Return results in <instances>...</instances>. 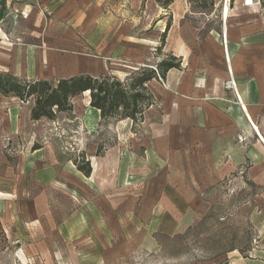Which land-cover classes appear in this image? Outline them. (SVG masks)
Instances as JSON below:
<instances>
[{
	"label": "rangeland",
	"instance_id": "1",
	"mask_svg": "<svg viewBox=\"0 0 264 264\" xmlns=\"http://www.w3.org/2000/svg\"><path fill=\"white\" fill-rule=\"evenodd\" d=\"M20 1L26 9L12 11L0 28L18 47L23 79L56 84L91 74L123 81L168 55L157 58L161 37L146 35L156 1L137 10L131 0ZM187 2V20L220 49L223 10L231 7L235 21L228 25L239 39L230 43L242 46L243 69L255 74L242 84L235 78L237 85L248 98L263 99L264 0L250 9L243 0ZM221 58L225 63L223 52ZM223 77L227 88V71ZM88 101L85 93L72 111L33 124L23 138L0 139L14 168L13 176L0 177V264H59L61 248L72 241L95 247L98 264H264V185L251 180L264 183V161L210 183L203 152L172 144L176 129L164 109L155 106L134 124L102 120ZM10 105H0V113L10 114ZM88 162L90 177L77 168ZM22 180H33L31 194Z\"/></svg>",
	"mask_w": 264,
	"mask_h": 264
},
{
	"label": "crops",
	"instance_id": "2",
	"mask_svg": "<svg viewBox=\"0 0 264 264\" xmlns=\"http://www.w3.org/2000/svg\"><path fill=\"white\" fill-rule=\"evenodd\" d=\"M83 1L64 0L65 3H73V6L82 5ZM3 2L5 6L4 18L0 21V25L2 24L4 27L6 19L12 11L24 10L26 7L22 4L24 2L20 0L19 2L3 0ZM143 2H146L149 8L153 7L155 0H131L130 6L137 10L142 7ZM156 5L158 11L154 16H151L152 20L154 19L153 26L148 29L146 35L153 40L162 37L168 22L166 17L170 16L172 25L166 38L164 52L181 58L182 67L180 70H171L168 73L164 80L165 88L163 91H157L158 80L150 83L149 87L155 97V104L145 113L146 119L155 106L164 109L165 114L169 113L176 129V135H172V144L192 145L203 152L207 162L205 168L211 170V174L208 175L210 183L215 181L214 175L219 177L217 181L224 180L227 175L241 169L242 165L248 161L253 165L252 169H256L255 160L264 161V140L260 139L261 136L264 138L262 132L264 128V109H262L264 98L257 100V97H251L250 99L244 92V88L239 87L237 82L236 91L228 90L223 83V74L227 71L229 75V68L233 76L240 81V84L243 81L254 80L255 77L252 67L246 71L243 69L242 46L235 44L232 48L230 43L232 37L235 41L239 39L235 33L233 35V31L231 33L228 25L235 21L230 19L231 12H229L227 21L225 18L222 20L225 39L227 38L225 41L227 43L226 53L224 35L221 51L217 39L211 34L200 37L197 30L187 20L186 16L189 13L187 0H174L169 10H164L158 4ZM230 9L231 7L229 11ZM226 24L228 26L227 35L225 33ZM9 36V32L5 28H0V67L3 68L0 72L20 80H46H27L18 74V47L5 42ZM255 50H259L258 44ZM222 52L225 63L222 62ZM158 61L160 62V60ZM106 76L109 75L98 78ZM253 85L251 82L248 88L254 90ZM77 99L78 97L73 100V108ZM5 102L11 104L12 107L10 114L0 113V139L5 136H13L14 139L23 138L29 133L33 124L42 121H32L31 110L33 106L31 103L25 104L17 98L0 96V105ZM88 106L90 107V97ZM93 110L100 116V112L96 109ZM13 174L14 168L11 167L4 149L0 148V177L13 176ZM251 180L254 184L264 185L253 176ZM22 182L25 194H31L34 186L33 180H22ZM9 194L11 195V193ZM72 242L61 248L59 264H98V259L93 254L95 247L90 246L89 242H82L81 244ZM106 264L114 263L107 259Z\"/></svg>",
	"mask_w": 264,
	"mask_h": 264
},
{
	"label": "trees",
	"instance_id": "3",
	"mask_svg": "<svg viewBox=\"0 0 264 264\" xmlns=\"http://www.w3.org/2000/svg\"><path fill=\"white\" fill-rule=\"evenodd\" d=\"M164 10L174 3V0H155ZM4 2H0V21L4 18ZM172 25L169 18L162 34L157 57H162L166 46V38ZM182 59L168 54L162 57L155 67L146 66L138 73L129 76L124 81L113 77H94L80 75L62 79L54 84L47 80H20L12 75L0 74V96L17 98L22 103L33 101L31 119L34 122L47 119L54 120L58 113L73 110V100L89 93L90 107L100 112L102 120L125 121L134 124L143 123L145 113L155 104V97L149 87L154 80L166 79L171 70H180ZM99 154V152H98ZM79 171L87 177L92 169L89 162L86 166H78Z\"/></svg>",
	"mask_w": 264,
	"mask_h": 264
},
{
	"label": "built area",
	"instance_id": "4",
	"mask_svg": "<svg viewBox=\"0 0 264 264\" xmlns=\"http://www.w3.org/2000/svg\"><path fill=\"white\" fill-rule=\"evenodd\" d=\"M243 4H244L245 8L250 9V8L257 7L259 5V2H258V0H243ZM228 8H230L229 5H228ZM223 17L225 18V7L223 10ZM225 41H226V39H225V35H224V48L226 49V53H227V43H225ZM159 82H161L163 85H165V81L162 78H159ZM227 89L236 91V85H235L232 78H230V81H228V83H227ZM13 264H23V263L20 260H18L16 262H14Z\"/></svg>",
	"mask_w": 264,
	"mask_h": 264
},
{
	"label": "bare ground",
	"instance_id": "5",
	"mask_svg": "<svg viewBox=\"0 0 264 264\" xmlns=\"http://www.w3.org/2000/svg\"><path fill=\"white\" fill-rule=\"evenodd\" d=\"M229 8H228V6H226V8H225V20L227 21V19H228V16H229ZM228 29V26H227V24L225 25V33H226V35H227V30ZM227 37V36H226ZM227 39V38H226ZM229 51V50H228ZM229 77L230 78H232L233 79V81H234V83H235V85H236V80H235V77L233 76V74L231 73V70H230V68H229ZM253 121V120H252ZM262 137V136H261ZM260 137V139H263L264 140V138L262 137L261 138Z\"/></svg>",
	"mask_w": 264,
	"mask_h": 264
}]
</instances>
